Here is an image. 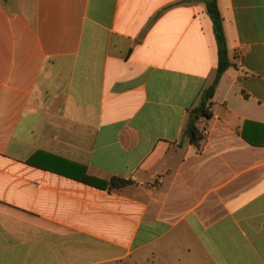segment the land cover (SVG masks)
Returning <instances> with one entry per match:
<instances>
[{
    "label": "crops",
    "instance_id": "crops-1",
    "mask_svg": "<svg viewBox=\"0 0 264 264\" xmlns=\"http://www.w3.org/2000/svg\"><path fill=\"white\" fill-rule=\"evenodd\" d=\"M218 5L207 118L202 0H0V264H264V0Z\"/></svg>",
    "mask_w": 264,
    "mask_h": 264
},
{
    "label": "trees",
    "instance_id": "trees-1",
    "mask_svg": "<svg viewBox=\"0 0 264 264\" xmlns=\"http://www.w3.org/2000/svg\"><path fill=\"white\" fill-rule=\"evenodd\" d=\"M205 2L207 5L208 14L212 17L214 23L215 40L218 51L217 72L213 84L205 90V100L197 109L194 110V114L197 117L203 115L204 117L210 118L212 116V113L209 110L210 106L208 105V102L214 96L217 86L224 73L231 67H233L234 64L231 62L229 57L227 38L223 26V17L219 9L218 0H205ZM187 135L191 143L198 147L201 146L202 142L205 139L204 133L199 130L195 123L191 124V126L189 127ZM86 181L89 185H94L102 189H106L108 187L110 189L122 188L129 184L128 181L118 178H114L109 182H104L103 184L95 183V181H93L90 177H88Z\"/></svg>",
    "mask_w": 264,
    "mask_h": 264
},
{
    "label": "rangeland",
    "instance_id": "rangeland-1",
    "mask_svg": "<svg viewBox=\"0 0 264 264\" xmlns=\"http://www.w3.org/2000/svg\"><path fill=\"white\" fill-rule=\"evenodd\" d=\"M202 2L206 5L205 0H202ZM206 7H207V5H206ZM209 19H210V22H213V19H212V17L210 15H209ZM214 35H215V32H214Z\"/></svg>",
    "mask_w": 264,
    "mask_h": 264
},
{
    "label": "built area",
    "instance_id": "built-area-1",
    "mask_svg": "<svg viewBox=\"0 0 264 264\" xmlns=\"http://www.w3.org/2000/svg\"><path fill=\"white\" fill-rule=\"evenodd\" d=\"M207 133V130H204V134H206Z\"/></svg>",
    "mask_w": 264,
    "mask_h": 264
},
{
    "label": "water",
    "instance_id": "water-1",
    "mask_svg": "<svg viewBox=\"0 0 264 264\" xmlns=\"http://www.w3.org/2000/svg\"><path fill=\"white\" fill-rule=\"evenodd\" d=\"M189 1H191V0H189Z\"/></svg>",
    "mask_w": 264,
    "mask_h": 264
}]
</instances>
